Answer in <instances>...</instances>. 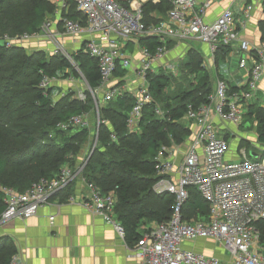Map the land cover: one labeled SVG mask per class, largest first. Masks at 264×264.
<instances>
[{"label":"built area","instance_id":"obj_1","mask_svg":"<svg viewBox=\"0 0 264 264\" xmlns=\"http://www.w3.org/2000/svg\"><path fill=\"white\" fill-rule=\"evenodd\" d=\"M49 1L54 6L53 12L37 31L4 35L2 40L10 46L30 39H47L52 46L50 55L61 54L77 68L72 52L66 51L59 37H87L79 43H85L84 47L95 58L100 74L99 86L87 88L94 100L97 127L91 151L75 168L65 164L56 177H41L23 192L0 187L6 205L0 214V224L13 218L36 215L40 206L48 204L59 191L80 176L97 145L100 104L124 92L117 84L113 85L112 80L118 65L125 69L132 66V59L125 52L128 41L139 48L136 67L138 81L134 90L127 89L134 96L128 119L131 129L137 124L143 108L153 101L148 74L156 73L160 67L174 74L178 71L175 68L177 63L160 62L169 50L166 42L172 40L175 45L198 41L208 46V58L203 59L207 69L215 66L218 50L222 47L228 61L235 59L238 69L243 71V81L232 85L227 78L216 75L207 100L198 106L192 103L187 105L183 117L191 131L187 142L162 146L158 150L154 157L158 178L152 190L156 194L174 196L173 213L168 221L155 223L142 232L135 242L134 253L141 264H223L216 256L183 247L186 241L213 239L233 264H264V241L258 226V222L264 220V151H259V146L250 150L243 146L238 149L237 159H226L228 139L214 122V118H219L226 124L241 125L253 106L252 100L256 98L264 76V37L251 43L242 35L256 2L233 0L214 20L207 21V11L220 0H167L171 7L166 18L159 23L146 24L142 7L148 0ZM261 2L264 9V0ZM72 5L82 18L69 16ZM140 37H156L162 44L151 51L138 45ZM55 80L44 75L39 87L48 90ZM76 97L84 101L86 94L77 90ZM154 111L158 116L165 117L158 104H155ZM86 115L76 114L58 121L56 128L69 130L79 126L89 127ZM250 151L255 156H251ZM81 178L86 183L88 194L79 200L80 203L91 213L111 223L123 235L122 226L114 215L115 193H103L98 186ZM189 187H194L208 204L206 218L193 221L183 219L182 207L188 199ZM67 201L75 203V197L70 195ZM53 218L49 217L50 220ZM9 264L25 263L19 254L14 253Z\"/></svg>","mask_w":264,"mask_h":264},{"label":"trees","instance_id":"obj_2","mask_svg":"<svg viewBox=\"0 0 264 264\" xmlns=\"http://www.w3.org/2000/svg\"><path fill=\"white\" fill-rule=\"evenodd\" d=\"M170 7L167 0L157 3L148 0L142 7L144 23L161 22ZM53 9L49 0H0V187H11L19 192L28 189L41 177H56L65 164L75 167L89 127L59 130L56 123L76 114L92 112L95 115L94 100L88 89L82 101L76 97L75 91L54 99L57 90L39 87L44 75L67 79L71 73L76 76L79 71L91 89L97 88L100 83L97 62L86 51L85 43L72 53L75 68L61 54L50 55L43 50L28 54L22 47L7 46L2 40L4 35L37 31ZM69 16L82 18L74 5ZM261 28L263 38L264 24ZM174 43L168 40L167 48ZM159 44L162 42L156 37L138 39L139 46L151 51ZM219 53L223 54L222 47ZM203 62L198 50L190 48L187 51L181 72L195 79L187 87L177 82L175 76L164 72L162 67L156 73L148 74L153 101L143 108L134 129L128 126L134 100L132 92L124 91L99 106L97 145L80 176L98 186L103 193H115L114 215L129 244L135 243L142 231L150 228L146 225L166 222L172 216L174 196L156 194L152 190L158 178L154 157L162 146L187 142L191 132L189 123L183 118L187 105L202 104L213 88L210 73ZM126 71L118 65L115 75L123 76ZM170 81L178 83L171 92L166 90ZM155 104L162 108L165 117L155 113ZM245 118L256 121L258 140L264 142V109L253 103ZM73 182L55 196L67 199L73 192ZM188 193L182 207L183 219L206 218L209 211L206 201L194 187H189ZM5 207L0 190V214ZM258 226L264 241V220L259 221ZM14 253L16 249L11 238L0 236V264H9Z\"/></svg>","mask_w":264,"mask_h":264},{"label":"crops","instance_id":"obj_3","mask_svg":"<svg viewBox=\"0 0 264 264\" xmlns=\"http://www.w3.org/2000/svg\"><path fill=\"white\" fill-rule=\"evenodd\" d=\"M232 1L220 0L215 3L207 11L206 20H214L223 8ZM254 1L256 2L255 8L242 31L243 37L251 43H256L262 38L261 26L264 24L262 0ZM152 14L156 16V13ZM59 38L60 42L66 47L65 49L74 53V50L80 46L79 42L87 37L75 39L62 35ZM32 45L37 48L36 50H43L46 53L52 47L48 40L44 38L34 40ZM190 48L198 50L203 59L208 58L209 51L206 44L198 41H188L175 44L169 48L160 62L167 64L183 61ZM125 52L132 59V66L126 69L125 75H114L112 83L127 91V89L134 90L137 84V81L132 82L130 75L136 73L139 48L134 42L128 41ZM218 58L222 59L221 66H218ZM218 58L215 66L210 65L211 69H207L209 73L213 69L214 76L227 78L232 85L241 83L243 81V71L238 70L236 72L238 67L231 69L229 66L231 62L224 54L219 53ZM57 79L59 80V78ZM57 79L51 85V88L58 91L54 92V99L64 94L65 85L71 86V78L60 79L62 82L59 81L61 82L59 84ZM120 82L122 83L120 84ZM263 93L264 76L259 84L256 98L252 100L254 105L256 104L264 109V102L259 97ZM214 122L228 139L226 159H237L239 157L238 149L243 146L250 150V148H257V144H260L261 150L259 148L258 150L264 151V142L258 140L257 129L254 125L255 120L249 121L248 118H245V121L237 126L226 124L219 118H214ZM80 160L81 155L78 156L75 167L80 164L82 161ZM87 194L86 183L78 176L74 179L71 194L75 197V203H70L67 199L61 200L59 196H55L48 204L40 206L36 215L28 218H13L0 224V236L6 235L11 238L16 253L19 254L25 264H141L140 259L134 253L135 243H127L124 235L119 234L111 223L91 213L80 203L79 200ZM50 216L54 217L53 220L49 219ZM155 223L151 222L145 227H152ZM145 227H142V229ZM183 247L201 252L207 256H216L220 258L223 264H233L226 252L213 239L186 241L183 243Z\"/></svg>","mask_w":264,"mask_h":264},{"label":"rangeland","instance_id":"obj_4","mask_svg":"<svg viewBox=\"0 0 264 264\" xmlns=\"http://www.w3.org/2000/svg\"><path fill=\"white\" fill-rule=\"evenodd\" d=\"M33 42H34V40L30 39V40H27L26 42H22L20 44H17V46L22 47L26 53L31 54L32 52H34L37 49L36 47H34V45H32ZM10 46H12V45H10ZM66 51H68V50L66 49ZM48 54H50V52H48ZM177 61H179V60H177ZM181 63L182 62H177V64H175V68H177V70H178L177 72H175L176 75L173 72H171L170 70H168L167 68H164V72L170 73L171 75L175 76L174 79L177 82L182 83L185 87H187L190 84L191 80H193L195 82V79H192V76H189L188 74L186 75V72L185 73L181 72ZM221 64H222V59L218 58V66H221ZM229 66L231 69H235L237 67L236 60L232 61L229 64ZM238 70L241 71L240 69H237L236 72H238ZM134 74L130 75V79L132 80V82L138 81L137 74L136 73H134ZM77 75L75 76L73 73H71V76L69 77V78H71L70 79L71 80L70 81L71 86H67V85L64 86V94H68L69 92L72 93V92H74V90H76L75 93L77 92V90L78 91L81 90L84 92L87 91V88H89V87H88V84H87L86 80L84 79L83 75L80 74L79 71L77 72ZM210 76L212 79V84H214L215 76L213 74V69H212V72L210 71ZM171 79H173V78H171ZM61 80L59 79L57 83L58 84L61 83L62 82ZM59 81H61V82H59ZM177 84L178 83H176L175 81H170L167 84L166 90L171 92V90L175 88L174 86L177 87ZM62 95L63 94H61V96ZM259 97L261 98V101L264 102V93L259 95ZM86 118L88 119V122H89V134L86 138V142H85L84 147H83L81 154H80L82 161H84L87 158L89 152L91 151L90 148H91V145H92V142L94 139L95 126H96V122H97V119H96L94 113H92V112H88L86 115ZM73 131L74 130H72V132ZM259 145L260 144H257V146H259Z\"/></svg>","mask_w":264,"mask_h":264},{"label":"water","instance_id":"obj_5","mask_svg":"<svg viewBox=\"0 0 264 264\" xmlns=\"http://www.w3.org/2000/svg\"><path fill=\"white\" fill-rule=\"evenodd\" d=\"M93 150H94V148H93ZM93 150H92V152H93ZM92 152H91V153H92ZM249 154L255 156V153H253V152H250ZM89 157H90V155H89ZM89 157H88V159H89Z\"/></svg>","mask_w":264,"mask_h":264},{"label":"bare ground","instance_id":"obj_6","mask_svg":"<svg viewBox=\"0 0 264 264\" xmlns=\"http://www.w3.org/2000/svg\"><path fill=\"white\" fill-rule=\"evenodd\" d=\"M47 40V39H46Z\"/></svg>","mask_w":264,"mask_h":264}]
</instances>
